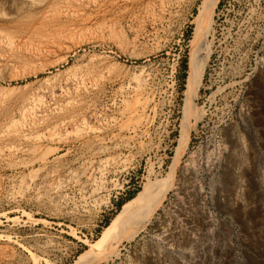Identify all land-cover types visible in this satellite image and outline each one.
Here are the masks:
<instances>
[{
    "label": "rangeland",
    "instance_id": "obj_1",
    "mask_svg": "<svg viewBox=\"0 0 264 264\" xmlns=\"http://www.w3.org/2000/svg\"><path fill=\"white\" fill-rule=\"evenodd\" d=\"M203 2L0 1V264H75L168 181L152 221L96 264H264V0H220L196 122Z\"/></svg>",
    "mask_w": 264,
    "mask_h": 264
},
{
    "label": "bare ground",
    "instance_id": "obj_2",
    "mask_svg": "<svg viewBox=\"0 0 264 264\" xmlns=\"http://www.w3.org/2000/svg\"><path fill=\"white\" fill-rule=\"evenodd\" d=\"M219 2L220 0H204L195 19L194 36L190 43L187 90L185 92V120H189L191 116L194 117L196 122L200 119L198 114L194 111V100L202 84L210 58L211 49L206 41L212 29L214 14ZM9 46L11 47V45ZM182 126L181 144L184 148L183 145H185L188 140L189 131L195 125L191 124L190 126V124L185 123ZM172 175L173 172L171 177H173ZM171 188L172 182L169 181L157 186L151 183L150 188L146 190L145 194L124 206L122 212L106 228L103 236L95 243L91 244L90 251L82 255L75 264H96L101 260L110 258L113 254L111 248L113 241H128L135 238L154 217L160 206L166 200ZM97 248H101L104 252H102L100 256H97V258H92V260L90 259L84 262L86 257Z\"/></svg>",
    "mask_w": 264,
    "mask_h": 264
}]
</instances>
